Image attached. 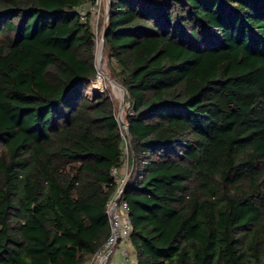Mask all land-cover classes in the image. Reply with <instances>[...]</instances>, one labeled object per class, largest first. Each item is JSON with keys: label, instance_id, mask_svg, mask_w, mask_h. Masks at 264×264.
<instances>
[{"label": "trees", "instance_id": "1", "mask_svg": "<svg viewBox=\"0 0 264 264\" xmlns=\"http://www.w3.org/2000/svg\"><path fill=\"white\" fill-rule=\"evenodd\" d=\"M0 0V264H83L113 168L135 264H264V0Z\"/></svg>", "mask_w": 264, "mask_h": 264}, {"label": "built area", "instance_id": "2", "mask_svg": "<svg viewBox=\"0 0 264 264\" xmlns=\"http://www.w3.org/2000/svg\"><path fill=\"white\" fill-rule=\"evenodd\" d=\"M103 0H87L77 9L81 22L90 20L92 27H97L99 9ZM105 1V0H104ZM109 1V0H107ZM94 30V29H93ZM95 44H97L96 33ZM121 137L124 140V155L127 158L126 131L122 128ZM110 174L114 177L116 188L106 203V214L109 221L110 233L103 245L83 264H107L109 260L118 255V264H135V258L131 253L129 235L131 232V221L127 202L122 200L123 188L127 181V174L118 175V170L113 168ZM119 199L118 202L116 200Z\"/></svg>", "mask_w": 264, "mask_h": 264}, {"label": "rangeland", "instance_id": "3", "mask_svg": "<svg viewBox=\"0 0 264 264\" xmlns=\"http://www.w3.org/2000/svg\"><path fill=\"white\" fill-rule=\"evenodd\" d=\"M108 5H109V1L107 0H103L102 4L100 6V13L98 16V20H97V27L95 26V23H93V32L96 33V38H97V44H96V53H95V65L97 67V63H98V55H99V47H100V42H101V36L103 33V29L107 20V15H108ZM104 54V53H103ZM107 62L105 60V57L103 55V59H102V64L99 65L98 67V75H96L95 79L90 83V90L88 91V94L91 95H95V94H99L101 93L103 90H108L113 98L114 104H115V113H116V119L121 120L124 122V116H125V107L126 104H124V99H123V106H122V110H120V102H121V97L123 96V92L122 90L117 87V86H113L112 83L110 82V77H109V68H107ZM99 77V79H98ZM125 96V95H124ZM125 160H127V158L125 157ZM124 173L127 174V178H128V169L127 167H124L122 169H120V171H118V175H123ZM127 182V181H126Z\"/></svg>", "mask_w": 264, "mask_h": 264}, {"label": "water", "instance_id": "4", "mask_svg": "<svg viewBox=\"0 0 264 264\" xmlns=\"http://www.w3.org/2000/svg\"><path fill=\"white\" fill-rule=\"evenodd\" d=\"M108 7H109V5H108ZM103 36H104V33H102L100 47H99V58H98V63L99 64H102V59H103ZM110 82L112 83L113 86L119 87L122 90V92H123V96L121 97V102H120V110H122V106H123V103L122 102H123V99H124V95L126 94V91H125L124 88H122L117 83H115V81L110 80ZM117 122H118V124H119L120 127H122V128L125 129L126 134L128 136V127H127V125L123 121H121L119 119L117 120ZM118 201H119V199L116 200V202H118Z\"/></svg>", "mask_w": 264, "mask_h": 264}, {"label": "crops", "instance_id": "5", "mask_svg": "<svg viewBox=\"0 0 264 264\" xmlns=\"http://www.w3.org/2000/svg\"><path fill=\"white\" fill-rule=\"evenodd\" d=\"M119 257L118 255H114L107 264H118Z\"/></svg>", "mask_w": 264, "mask_h": 264}, {"label": "bare ground", "instance_id": "6", "mask_svg": "<svg viewBox=\"0 0 264 264\" xmlns=\"http://www.w3.org/2000/svg\"><path fill=\"white\" fill-rule=\"evenodd\" d=\"M98 58H99V55H98ZM98 58H97V60H98ZM99 63H97V70H98V67H99ZM98 75V74H97ZM98 79H99V77H98Z\"/></svg>", "mask_w": 264, "mask_h": 264}]
</instances>
